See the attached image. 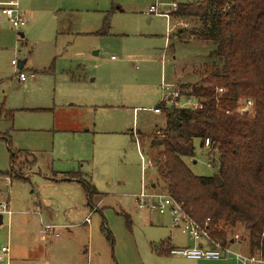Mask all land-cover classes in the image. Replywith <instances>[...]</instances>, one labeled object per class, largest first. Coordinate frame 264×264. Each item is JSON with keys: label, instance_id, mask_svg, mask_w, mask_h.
<instances>
[{"label": "rangeland", "instance_id": "1", "mask_svg": "<svg viewBox=\"0 0 264 264\" xmlns=\"http://www.w3.org/2000/svg\"><path fill=\"white\" fill-rule=\"evenodd\" d=\"M154 1L20 0L25 27L0 21V107L13 112L0 122V201L11 211L0 227V246L10 250L0 264H243L157 255L166 239L174 248L194 244L168 215L133 204L156 182L148 140L165 125L152 113L162 85H193L215 61L212 43L177 38L173 20L148 17ZM12 60L25 62L24 83ZM203 149L195 141V157L184 161L210 177L218 164ZM71 173L95 187L90 202L82 186L53 181ZM35 200L42 223L61 227L58 237L42 238Z\"/></svg>", "mask_w": 264, "mask_h": 264}, {"label": "trees", "instance_id": "2", "mask_svg": "<svg viewBox=\"0 0 264 264\" xmlns=\"http://www.w3.org/2000/svg\"><path fill=\"white\" fill-rule=\"evenodd\" d=\"M173 16L191 24L175 37L212 43L215 61L203 67L195 84L180 88L202 101L201 110L156 106L165 125L148 140V149L157 151L151 187L162 185L212 240L226 243L240 227L250 252L264 255V0H187ZM241 101L252 102L249 112H238ZM12 113L0 107V122H12ZM195 141L210 165L218 164L213 176H196L186 165L185 159L195 157ZM65 176L84 188L90 202L94 188L77 173ZM172 249L169 239L154 246L159 256Z\"/></svg>", "mask_w": 264, "mask_h": 264}, {"label": "built area", "instance_id": "3", "mask_svg": "<svg viewBox=\"0 0 264 264\" xmlns=\"http://www.w3.org/2000/svg\"><path fill=\"white\" fill-rule=\"evenodd\" d=\"M20 0H7L0 3V18L6 20L10 26L20 31L25 27L27 20L26 16L19 10ZM178 0H155L151 5L146 15L148 17L154 16L163 18L167 22L173 20L172 33L181 30H187L191 27L189 21L181 17H174L173 14L178 9ZM164 6L168 8L167 12H159L158 8ZM170 34V33H169ZM11 65L17 67L18 61L12 60ZM17 80L24 83L27 76L21 71H18ZM165 107L186 108L191 110H201L203 107L202 101L194 97H187L181 93L180 88H175L168 85L161 87V102ZM241 104V105H240ZM252 107L251 101H241L238 106V112L244 114L249 112ZM155 115H162L160 109L154 108L152 110ZM209 141L203 142V148L207 149ZM148 165L152 167V163L148 161ZM134 206L138 211L146 213H155L158 215H168L171 220L172 227L176 228L181 235L192 241L194 246L185 248H174L171 250V255L182 256L188 260H213L220 261L228 258H234L241 261L243 264H264V255L261 252H250L246 236L242 234H233L226 243L212 240L207 231L198 224L185 210L182 203L175 200L165 191L155 190L153 188L147 189L145 185L142 186L141 191L134 197ZM9 203L0 201V216H11L8 208ZM88 223V218L85 220ZM42 238L54 239L58 236L55 233L56 227L51 225H41ZM244 243L246 245H244ZM236 246V247H235ZM246 246L247 248H243ZM9 248L7 246H0V261L8 260Z\"/></svg>", "mask_w": 264, "mask_h": 264}, {"label": "crops", "instance_id": "4", "mask_svg": "<svg viewBox=\"0 0 264 264\" xmlns=\"http://www.w3.org/2000/svg\"><path fill=\"white\" fill-rule=\"evenodd\" d=\"M0 21H2V20H0ZM22 35V34H21ZM20 37H22V36H20ZM24 64H25V62H24ZM156 108V107H155ZM153 113V112H152ZM162 116V115H161ZM78 175H81V176H83L84 177V181H86V177L83 175V174H80V173H78ZM66 178V176L65 175H62L61 177H57L56 179H54L53 181L55 182V183H64V184H66V183H68V184H73V183H75V184H77V185H80L79 183H77L75 180H70V181H64V180H66L65 179ZM51 180V179H50ZM52 181V180H51ZM81 186V185H80ZM93 188H94V190H95V187L93 186ZM96 191V190H95ZM37 200H35V203H34V205H35V208H36V212L34 211L33 213H37L38 214V216H39V219H40V226L41 225H44L43 223H42V219H41V216H40V213H39V204L36 202ZM8 202V201H7ZM9 203V202H8ZM8 208H9V206H8ZM10 210V209H9ZM92 210L93 211H95L96 210V208L95 207H93L92 208ZM11 212V211H10ZM5 217V216H4ZM4 217L2 218V223L0 224V227L1 226H3L4 225V222H5V220H4ZM10 217V216H9ZM52 218V216H51V214H50V216H49V219H51ZM87 218H89V216H87L86 218H85V220L87 219ZM8 221H10V218H8ZM84 223L87 225L88 223H89V219H88V223H86L85 221H84ZM46 225H51V226H54V227H56L57 228V230L58 229H61V227L60 226H58V225H55V224H46ZM42 227V226H41ZM58 237V236H57ZM9 252H10V250H9Z\"/></svg>", "mask_w": 264, "mask_h": 264}, {"label": "water", "instance_id": "5", "mask_svg": "<svg viewBox=\"0 0 264 264\" xmlns=\"http://www.w3.org/2000/svg\"><path fill=\"white\" fill-rule=\"evenodd\" d=\"M0 20H1V18H0ZM20 36H22L21 34H20ZM23 65H24V62L23 61H18V65H17V69L18 70H22V68H23ZM135 140V139H134ZM151 188H154L153 186L151 187ZM2 223V216H0V224Z\"/></svg>", "mask_w": 264, "mask_h": 264}]
</instances>
